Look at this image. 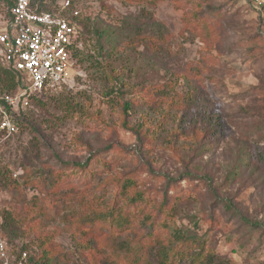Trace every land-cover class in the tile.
<instances>
[{"label":"rangeland","instance_id":"1","mask_svg":"<svg viewBox=\"0 0 264 264\" xmlns=\"http://www.w3.org/2000/svg\"><path fill=\"white\" fill-rule=\"evenodd\" d=\"M52 1L47 0L51 12L61 13L64 0ZM71 5L81 13L74 83L39 96V103L30 101L24 111L31 127L0 146V168L14 170L19 183L31 173L44 181L47 174L39 170L57 171L58 158L84 161L107 150L109 169L82 194H101L109 186L115 192L110 180L126 175L138 178L159 203L166 183L176 180L194 194L176 227L195 229L220 264H264V0H71ZM7 13L0 0V25ZM114 74L125 86L119 78L111 80ZM198 88L206 96L200 98ZM67 98L83 107L81 119L62 118ZM130 99L136 104L126 118L123 106ZM126 119L135 132L122 127ZM201 137L203 145L214 137L213 149L204 151ZM234 168L238 174L232 178ZM186 173L208 174L211 186L184 182ZM5 184L0 182V226L3 211L13 210L20 223L12 244L40 253L49 239L65 257L55 264H91L107 253L118 259L122 243L135 237L131 231L110 234L75 225L70 211L77 205L69 194L57 202L41 190ZM76 188L74 180L67 192ZM34 196L44 216L34 211L25 219L22 199ZM77 228L89 232L86 238L96 236L98 244L81 248ZM172 235L170 230L163 238L167 246Z\"/></svg>","mask_w":264,"mask_h":264},{"label":"trees","instance_id":"2","mask_svg":"<svg viewBox=\"0 0 264 264\" xmlns=\"http://www.w3.org/2000/svg\"><path fill=\"white\" fill-rule=\"evenodd\" d=\"M177 1L178 0H174V2ZM5 3L8 7V13L3 24L0 25V33L7 31V33L11 34V25L13 23L11 10L16 4V0H5ZM52 3L56 4V0H53ZM31 4L33 7L37 8L38 12H51L47 6V0H31ZM66 12L67 11H64L63 15L66 16ZM199 16L198 13L195 14L196 19L199 18ZM80 17L81 13L76 20L81 37ZM155 32L158 35V39L164 41L162 28L157 27ZM81 48L82 47H77L76 50H74L73 56L75 58L80 56L79 53L81 52ZM89 58L92 59L93 57L89 56ZM195 63L198 64V70H200L199 61ZM112 72L114 73V71ZM108 78L109 76H107L106 79ZM118 78L119 75L114 74L111 80L115 79L116 81L120 79ZM120 80L122 86H125V82L122 79ZM194 80L198 82L196 79ZM24 87L25 77L23 73L4 65V63L0 61V97L6 94H14ZM110 90V93L107 91L109 95L114 92V89ZM129 90L130 93L131 89ZM197 90H199L198 95L200 98L201 96H206L207 93L204 92L202 88H198ZM44 94L46 93L37 95L33 99L39 103V96H43ZM139 100L140 102H144L140 98L136 99V101ZM69 102L70 103H68L65 108L61 109L62 112L66 113L62 118L65 120L68 118L76 119L77 116L80 115L78 119H81V115L84 113L83 107L73 101ZM135 104L136 103H134L132 99L124 103L123 112L126 118L130 116V113L134 110ZM163 114L167 113L163 112ZM13 115L14 121L19 127L18 133L20 130L25 131L31 127L25 122V118L27 117L25 111L17 112ZM87 117L89 116L87 115L86 118ZM86 124L90 125L91 122ZM122 127L128 131L135 132L133 128L129 127L127 119L123 121ZM33 128L37 134H39L40 129L34 126ZM209 130L210 129H207L208 132H206L208 135L212 134V131ZM213 136L216 137L218 135L214 133ZM34 137L39 138V135ZM203 137H205V135H203ZM214 137L213 139L208 137L207 139L209 141H207L208 143L206 145H203L204 141L202 140L204 138L202 139L201 137L200 141H198L201 143V147L204 151L213 149ZM207 147H209V149H207ZM106 152L107 150L96 155L91 153L84 161L76 162H65L57 157V160L60 162V168L57 171H53L49 168L39 170V174H47L44 181H41V178L36 179V175L31 173L27 178L22 180V183H19L21 177L14 178V170L10 168H0V182H5L6 188L13 186L15 189H27L29 187L36 191L41 190L49 197H57V202H60L62 198H66V195L69 194L70 197H72L71 200L77 205V207L73 206L72 211H70L71 214H73L75 225L82 222V226L108 230L107 233L110 234L113 231L122 233L131 231L132 235L135 236L132 237V241H124L122 243L123 247L118 249L119 252L117 251L116 256L118 259L107 253V256H104L103 259L91 264H122L119 258L125 259V261H127L125 264H220V262H217L218 257L216 254L207 247V240L203 243L199 242L200 237H198L195 229L178 228L175 225L176 218L181 212L183 204L190 203L194 199V194L188 193L186 190L184 191V188L180 185L181 182H177L176 180L168 181L163 188L164 192L162 193V199L159 203L156 202L155 197H152L149 190L143 189L144 185L138 178L126 175L110 180L117 184L115 187L117 190H115V192L109 193V189L111 188L109 186L101 194L99 193L93 196L86 192V194H82L83 188L87 189L92 182L98 180V178L104 175L109 169L108 163L105 162L109 159H106V156L103 155V153ZM236 169L237 168H234L230 172V177H236L238 174ZM74 180L78 182V188H76L73 194L72 192H67V189ZM193 180L196 181L197 184H200V186H206V182L211 186L212 183L208 174L207 176L200 174L194 176L193 173H186L184 175V182L188 183ZM37 199L38 198L35 196L29 201L22 199V203H24L22 206L25 211V217L23 218L29 219L31 217H29V215L34 213V211H38L36 217L44 216V214H42L44 207L38 203ZM225 207L227 210L232 209V206L229 204H226ZM87 209H90V211L92 210L91 213H88ZM2 217L4 222L0 226V236L8 244V249L12 255L19 256L21 253L27 252L28 264H55L60 263L61 259L65 258L63 254H56V249L50 246V241H47L49 239H45L42 242L40 253L36 247L27 248V245L17 248L12 244V241L17 235V231H19L20 222L16 219L15 212L11 209L4 210ZM253 224L255 223L250 222L248 226ZM194 226L199 227L197 222ZM170 230L173 231V235L167 246V244H164L163 238L166 236L167 231ZM88 233L89 232L84 231L83 228H77L74 237L78 238V244H80L81 248H90L91 245L98 244L96 236L92 235L90 238H86ZM6 235H9V239H7Z\"/></svg>","mask_w":264,"mask_h":264},{"label":"built area","instance_id":"3","mask_svg":"<svg viewBox=\"0 0 264 264\" xmlns=\"http://www.w3.org/2000/svg\"><path fill=\"white\" fill-rule=\"evenodd\" d=\"M61 9V13L38 12L31 0H16L11 34L0 33V61L23 73L27 81L14 94L0 97V146L18 133L14 113L24 111L37 95L74 83L73 52L82 47L76 20L80 11L72 9L71 0H64ZM0 264H28V254L12 255L0 236Z\"/></svg>","mask_w":264,"mask_h":264}]
</instances>
